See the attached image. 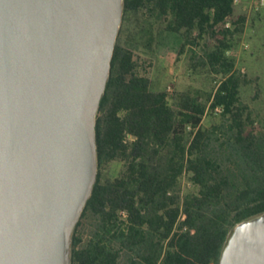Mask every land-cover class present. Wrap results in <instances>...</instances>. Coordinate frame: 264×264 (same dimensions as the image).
<instances>
[{"label":"trees","instance_id":"1","mask_svg":"<svg viewBox=\"0 0 264 264\" xmlns=\"http://www.w3.org/2000/svg\"><path fill=\"white\" fill-rule=\"evenodd\" d=\"M237 1L125 0L126 25L156 30L158 48L174 40L211 87L157 89L128 43L139 31L119 35L72 264H220L234 227L264 213V110L244 99L252 79L230 53L248 25Z\"/></svg>","mask_w":264,"mask_h":264},{"label":"water","instance_id":"2","mask_svg":"<svg viewBox=\"0 0 264 264\" xmlns=\"http://www.w3.org/2000/svg\"><path fill=\"white\" fill-rule=\"evenodd\" d=\"M125 0H0V264H72ZM220 264H264V213Z\"/></svg>","mask_w":264,"mask_h":264},{"label":"rangeland","instance_id":"3","mask_svg":"<svg viewBox=\"0 0 264 264\" xmlns=\"http://www.w3.org/2000/svg\"><path fill=\"white\" fill-rule=\"evenodd\" d=\"M257 0H238L237 13L248 15L246 31L238 38L236 45L231 50L238 60V66L247 73L252 82L243 86V97L255 107L264 110V5L256 6ZM134 17V16H133ZM129 17L128 25L123 17L120 34L122 40H126L131 32L139 33L135 39L128 43L136 49L142 57L151 63L150 71L156 80L157 89H167L170 93L176 89H188L191 87L210 88L211 77L207 73H199L189 69L188 57L179 54L180 45L174 40H167L159 48L157 47L158 33L149 27L136 26L137 21ZM148 24V22H147ZM135 25V26H134ZM147 26V25H145ZM125 29V30H123ZM121 31H123L121 33ZM146 34L147 38H142ZM134 35V34H133ZM137 37V39H136ZM127 42V41H126ZM258 93V94H257ZM211 121L209 116L205 124ZM123 167L122 162L112 165L113 176L119 174ZM185 186L190 183L185 179Z\"/></svg>","mask_w":264,"mask_h":264},{"label":"built area","instance_id":"4","mask_svg":"<svg viewBox=\"0 0 264 264\" xmlns=\"http://www.w3.org/2000/svg\"><path fill=\"white\" fill-rule=\"evenodd\" d=\"M261 5H264V0H257L256 1L257 8H259V6H261Z\"/></svg>","mask_w":264,"mask_h":264}]
</instances>
